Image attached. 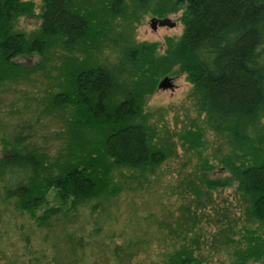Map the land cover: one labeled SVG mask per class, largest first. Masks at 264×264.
Instances as JSON below:
<instances>
[{"label": "trees", "instance_id": "trees-1", "mask_svg": "<svg viewBox=\"0 0 264 264\" xmlns=\"http://www.w3.org/2000/svg\"><path fill=\"white\" fill-rule=\"evenodd\" d=\"M131 1L128 11L127 0H41L35 11L33 0H0V83L28 80L37 71L54 79L33 120L0 129L2 200L26 212L45 238L64 216L66 232L84 249V264H129V245L109 227L111 199L159 181L172 150L154 138L145 104L161 76L184 72L210 128L228 146L219 161L229 175L208 177L215 164L204 159L197 179L208 189L235 182L251 223L237 237L231 225L221 230L218 242L231 249L227 264H264V0ZM179 9L182 32L166 36L163 51L126 32L142 13ZM23 16L39 22L26 31L17 26ZM31 56H37L32 63L20 60ZM57 112L59 145L40 131L47 125L42 114ZM203 135L190 127L179 137L199 149ZM182 237L162 264L208 260L195 237ZM10 238L0 248V264H50L27 231Z\"/></svg>", "mask_w": 264, "mask_h": 264}, {"label": "rangeland", "instance_id": "rangeland-1", "mask_svg": "<svg viewBox=\"0 0 264 264\" xmlns=\"http://www.w3.org/2000/svg\"><path fill=\"white\" fill-rule=\"evenodd\" d=\"M33 1L36 4L35 11H38L41 0ZM127 5L128 11L131 10L132 1L127 0ZM180 12L181 9L168 14L176 21L174 26L158 25L156 28L150 26V17L156 15L142 13L137 20L129 22L130 27L126 28V32L136 41H156L158 51H163L165 37H178L182 32V23L178 18ZM118 20L126 22L124 19ZM38 22L37 17L23 16L19 18L17 26L29 31ZM103 54L112 56L110 50L105 48ZM36 58L37 56H31L20 60L32 63ZM50 73L54 75L55 70L51 69ZM166 75L173 77V87H157L148 97L145 111L148 113L154 138L172 152L160 165V179L150 189L132 191L124 188L111 199L109 227L116 233L117 241L129 245L132 252L129 264H162L166 253L184 241L183 233L188 238L195 237L201 251L207 255L208 260L201 264H227L232 258L228 254L231 249L218 242L221 240V230L231 225V229L235 231L232 234L237 237L238 230L251 223L243 215L241 197L233 188L235 182L231 186L208 189L197 176L204 159L215 164V168L207 173L208 177L223 179L228 176L229 172L219 161L228 151V146L223 136L210 128L205 112L197 105L192 85L185 73ZM53 81V78L46 77L42 71H37L28 80L0 83V129L7 130L23 119L33 120L44 106V96ZM42 115L41 122L47 125L40 131L51 136V142L59 145L62 141L58 135L59 129L63 127L62 118L58 112L56 117ZM190 127H198L204 131V145L199 149L189 148L188 143L179 137L180 133ZM56 129L57 137H54L52 132ZM38 140H42V137ZM2 154L0 143V155ZM194 183L201 188V192H195ZM2 196L0 186V248L7 247L9 243L5 238L8 236L10 239H19L22 230L30 233L33 245L45 249L50 264H53L52 261L54 264H84V249L79 248L76 239L66 232L64 216L60 214L56 218L45 238L44 229L35 226L26 212L15 210L11 202L2 200ZM49 197L50 202H54L51 194ZM225 231L230 232V229Z\"/></svg>", "mask_w": 264, "mask_h": 264}, {"label": "water", "instance_id": "water-1", "mask_svg": "<svg viewBox=\"0 0 264 264\" xmlns=\"http://www.w3.org/2000/svg\"><path fill=\"white\" fill-rule=\"evenodd\" d=\"M176 24V21L172 19L169 15L166 16H151L150 17V26L152 28H156L158 25L159 26H174ZM173 77L169 75H164L158 82L157 87L158 88H167V87H173V82H172Z\"/></svg>", "mask_w": 264, "mask_h": 264}]
</instances>
